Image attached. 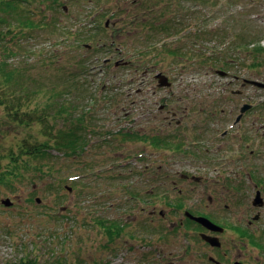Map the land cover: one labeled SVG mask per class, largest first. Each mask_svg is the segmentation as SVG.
Here are the masks:
<instances>
[{
    "label": "rangeland",
    "instance_id": "1",
    "mask_svg": "<svg viewBox=\"0 0 264 264\" xmlns=\"http://www.w3.org/2000/svg\"><path fill=\"white\" fill-rule=\"evenodd\" d=\"M14 3L0 17L24 28L5 44L22 110L85 114L89 144L21 167L23 181L0 189V264H258L257 243L235 228L264 235V206H252L256 190L264 200V87L250 83L264 84V0ZM159 74L170 86H158ZM6 109L0 174L13 166L11 147L47 140L41 124L21 125ZM63 118L49 119L55 132ZM186 213L225 229L219 249L202 238L207 230L181 224Z\"/></svg>",
    "mask_w": 264,
    "mask_h": 264
},
{
    "label": "trees",
    "instance_id": "2",
    "mask_svg": "<svg viewBox=\"0 0 264 264\" xmlns=\"http://www.w3.org/2000/svg\"><path fill=\"white\" fill-rule=\"evenodd\" d=\"M15 1L17 0H0V11H6L10 9H16L17 11L19 5L16 6V4L14 3ZM195 1L206 2V0ZM23 19L24 20L21 21L23 22L25 27H28V30L31 29L33 31L35 28H39V25H36L33 19ZM7 23L8 21L5 17H0V25L2 24L3 26H5L1 28L2 30L0 31V80H2L5 85V88L3 90L0 89V106L6 105V107H8V109H6L7 114L9 115H7L8 118H13L15 122L20 123L21 125H27L30 121H36L37 124H41L44 129V134L42 135L47 137V140L44 141H40L35 137H32L28 141L18 142L16 147H11L9 149L13 166H9L5 172L0 174V189L4 187L13 190V188L15 187V182L23 181L24 179V174H22L21 172V167L29 169L30 167H33L35 162L50 161L54 157V151L62 153L64 156H75L76 154H78V151H83L84 147H87L89 142H87L86 137L87 130L86 128H84L86 126L84 121L85 114H76L73 109L70 110V108H64V106L62 105L59 107L57 112H52L53 114L51 115L47 114L46 110L43 112H40V110H36L35 112H24L22 110L24 106L22 103V92L24 91V84L20 83L21 81L18 80L15 71L11 70L9 64H7L6 56L13 51H10L11 48L9 47V45L5 44L9 35L12 37L21 35L24 31V28L14 26V24L12 23L6 25ZM42 26L46 27L43 24ZM180 33L181 31L178 32V34ZM258 45L260 44L258 43ZM258 49H260L261 51L263 50L262 48ZM219 61L221 62L222 60ZM222 62L226 64L225 61ZM226 65L228 66L229 63H227ZM74 80H77V78L75 77ZM21 85L23 87H20ZM18 89L20 92H18ZM62 117H64L63 127H60L59 129H57V132H55V125L48 123L49 119L52 118L53 120L58 121L59 118ZM43 166L45 167V164H43ZM36 169H40L42 171V168L37 167ZM52 170L53 164L48 163V173H51ZM28 202L34 203V199L31 197L29 198ZM115 229H117V231L122 230V228L119 226H116ZM111 233L112 231H109L110 235ZM12 264L32 263L19 262Z\"/></svg>",
    "mask_w": 264,
    "mask_h": 264
},
{
    "label": "water",
    "instance_id": "3",
    "mask_svg": "<svg viewBox=\"0 0 264 264\" xmlns=\"http://www.w3.org/2000/svg\"><path fill=\"white\" fill-rule=\"evenodd\" d=\"M217 73L220 74V75H222V76H225V75L228 74V73H226L224 71H220V70L217 71ZM156 78H157L158 86L159 87H167V86H170V82L168 81V79L165 76H163V74L157 75ZM250 83L252 85L258 86L259 88L260 87L261 88L264 87V84H262L260 82H257V81H250ZM251 108H252V105H248L247 104L246 106H244L242 108L241 113L244 114L245 112H247ZM240 118H239V120H240ZM2 203L5 206H8V207L13 205V202L10 199L2 200ZM254 204H255V206H258V207H262L264 205V201L262 199V196H261V193L260 192H257L256 198H255V201H254ZM186 216L189 217L190 219L194 220L198 224H200L202 227H204L208 231L217 232V233H223V231L225 230L223 227L215 224L214 222H212L210 219H208L206 217H203V216H194V215H191L189 213H186ZM259 218H260V215L258 214V215H256L254 217V220H258ZM202 238L207 243H209L212 247H215V248L221 247V242H220V240H219L218 237H214V236H211V235H208V234L203 233L202 234ZM235 264H239V263H235Z\"/></svg>",
    "mask_w": 264,
    "mask_h": 264
},
{
    "label": "flooded vegetation",
    "instance_id": "4",
    "mask_svg": "<svg viewBox=\"0 0 264 264\" xmlns=\"http://www.w3.org/2000/svg\"><path fill=\"white\" fill-rule=\"evenodd\" d=\"M241 111V110H240ZM239 114H240V112H239ZM239 114H238V116H239ZM238 116L236 117V119L238 118ZM245 117H246V114L244 115V117H243V119H242V121H241V123L242 122H244V120H245ZM235 119V120H236ZM228 133L227 132H224L223 133V135H222V137H225L226 135H227ZM199 144V142H196L194 145H198ZM244 157V156H243ZM245 158V157H244ZM186 178H189V177H191V179L192 180H194L195 182L197 181V182H200L201 181V178L200 177H197V176H185ZM210 186V185H209ZM208 186V187H209ZM262 190H264V188H262ZM257 191L258 192H260L261 193V196H262V191H260V190H256V195H257ZM209 201L212 203L213 202V198H212V196H210L209 197ZM254 201L255 200H253V203H252V206H253V208H256V207H258V206H255V204H254ZM264 201V200H263ZM264 206V205H263ZM262 206V207H263ZM177 208H179L180 207V205L179 204H177V206H176ZM181 208V207H180ZM188 208H196L195 206H189ZM222 208H226V209H229V208H244V206H242V205H228V204H224L223 206H222ZM262 210H264V208H261ZM204 214V213H203ZM203 214H198V215H195V214H191V215H194V216H203V217H206V218H208V219H210L212 222L214 221L213 219H211V217H210V215L209 214H205V215H203ZM260 215V218L262 219L263 218V213H257L256 215ZM255 215V216H256ZM261 219L258 221V222H261ZM190 221L191 222H193L194 224H197L198 225V227H200V228H203L204 230H207V229H205L204 227H202L200 224H198L197 222H195L194 220H192V219H190L189 217H187L186 216V220H185V222H182L181 221V224H186V225H188V223H190ZM258 222H256V223H258ZM255 223V221L253 222V221H249V225H250V227L251 226H254L253 224ZM215 224H217V223H215ZM218 225V224H217ZM219 226H221V225H219ZM235 230L236 231H238L240 234H242V235H244V237L245 236H247L248 237V239H249V237H251V239H253L254 240V242L255 243H257L256 245L258 246V248L260 249V257L262 256V258H261V260H260V258H259V261H258V264H264V235L261 237V240L259 241V240H256L255 239V237L248 231V230H246V227H236L235 228ZM223 232H225V230L223 231ZM209 233V234H208ZM206 234V233H205ZM207 234L208 235H211V236H214V237H218L217 235L219 234V233H217V232H211V231H208L207 230ZM221 234V233H220ZM250 240V239H249ZM209 244V243H208ZM210 245V244H209ZM211 246V245H210ZM212 247V246H211ZM212 248H215V247H212ZM220 248V247H219ZM219 248H216V249H219ZM209 259V261L210 262H212L213 264H224L223 262H219V261H217L216 259H214L213 257H209L208 258ZM235 263H239V264H244L242 261H237V262H234L233 264H235Z\"/></svg>",
    "mask_w": 264,
    "mask_h": 264
}]
</instances>
